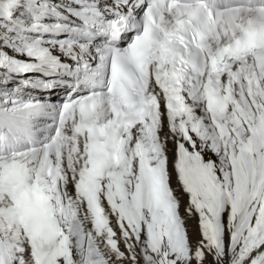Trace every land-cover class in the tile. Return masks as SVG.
Here are the masks:
<instances>
[{"label": "snow or ice", "instance_id": "1", "mask_svg": "<svg viewBox=\"0 0 264 264\" xmlns=\"http://www.w3.org/2000/svg\"><path fill=\"white\" fill-rule=\"evenodd\" d=\"M0 264H264V0H0Z\"/></svg>", "mask_w": 264, "mask_h": 264}]
</instances>
